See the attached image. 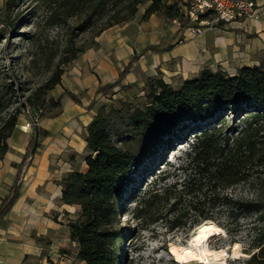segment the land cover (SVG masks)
Instances as JSON below:
<instances>
[{
    "label": "trees",
    "instance_id": "obj_1",
    "mask_svg": "<svg viewBox=\"0 0 264 264\" xmlns=\"http://www.w3.org/2000/svg\"><path fill=\"white\" fill-rule=\"evenodd\" d=\"M144 1L48 0L52 23L65 24L74 18L76 29L92 31L86 45L76 46L69 38L65 54L41 85L40 93L44 95L60 83L62 66L93 44L94 37L132 17ZM6 3L10 5L13 0ZM153 13L169 19L182 17L167 0H150L144 16ZM181 25L186 24L182 21ZM12 26V22L6 23L0 38L11 33ZM167 48L150 46L143 52ZM135 59L131 58L112 84L96 90L88 109L99 92L123 79ZM3 71L0 69V157L8 149L7 139L18 124L20 112L19 105L6 111L8 105L19 101L12 84L3 81ZM63 95L80 103L74 93L63 90L51 99V106L60 107ZM27 102L34 107L29 97ZM25 114L32 134L13 184L0 201V220L19 195L28 157L33 155L34 137L40 133L37 121L44 117H35L32 109ZM84 140L86 169H74L60 181L61 201L78 209L76 218L66 225L80 264H126V244L118 217L123 194L132 197V216L137 221L163 222L168 230L211 220L236 233L243 216L252 213L253 223L259 226L243 264H264V61L242 66L232 75L204 67L197 76L178 84L151 78L141 105L101 107L85 126ZM129 142L136 148L128 147ZM144 154L152 157L153 166L146 167L136 180L134 172H138ZM236 186L243 187L244 193H232Z\"/></svg>",
    "mask_w": 264,
    "mask_h": 264
},
{
    "label": "rangeland",
    "instance_id": "obj_2",
    "mask_svg": "<svg viewBox=\"0 0 264 264\" xmlns=\"http://www.w3.org/2000/svg\"><path fill=\"white\" fill-rule=\"evenodd\" d=\"M186 1L167 0V3L173 5L183 17ZM6 2L7 0H0V30L4 29L6 23L9 22H12L13 26L11 33L5 38L4 35L0 38V63H2L0 64V69L4 70L3 81L12 84L14 97L19 101L18 103L16 102L17 104L8 105L6 111H10L13 107L19 105L18 124H27L28 127L27 131H24L16 125L15 130L7 141L10 145L22 147L29 141L32 134V129L28 124L25 113L28 109H32L35 117L39 114H44V117L37 121L40 133L37 135V146H35L34 154L45 143L55 142L63 144L60 137L57 139L53 135L60 125L55 116L60 114L63 98L67 97V95H63L60 107L51 106V99H56L63 90L71 91L69 88L75 90L80 87L77 83L80 82L83 85V79L88 76L94 79L93 84L97 85V89L102 85L112 84L117 79L109 75V72H104L103 63H106L105 60L110 61V63H113L116 59L117 61H124L126 54H117L114 46L112 48L109 47L114 45L113 40L132 36L137 32L141 22L149 20V15L144 16V12L150 0L139 4L137 12L126 21L114 24L94 37L93 44L87 46L84 52L77 53V56L72 61L62 66L63 72L60 76V83L47 90L44 95L40 93L41 85L50 76L58 59L65 54V47L69 38L72 37L71 39L76 46L86 45L90 41L92 30L83 31L76 29L77 20L74 18H69L65 24L52 23L48 19V0H13L10 5ZM154 14L157 17L162 16L160 13ZM182 17L180 20L178 19V23L172 22V19L165 16H162V19L166 24H178L182 27ZM137 58L128 67L123 79L117 85L98 93L96 102L89 109L90 112L96 113L101 107L137 106L145 101L149 79L158 78L159 75L152 71L153 68H149V59L144 61L142 60L143 58L139 57V54ZM120 71L121 69L118 70V74ZM104 75L107 76L105 77ZM86 90L84 88L75 93L71 92L76 95L80 102H87L90 99V94ZM14 97L13 100H15ZM27 97L30 98V102L34 103V107L29 105ZM22 102L26 105L25 110L21 107ZM128 147L135 149L136 145L129 142ZM85 153L86 149L82 151L77 159L72 156L79 170L86 169V165L83 163ZM167 156L171 157V153H167ZM157 161L156 158L154 162ZM152 166V157L145 154L142 155L138 165V172H134L136 180L144 173L146 167ZM231 192L235 195H241L244 190L243 187L236 186ZM134 204L132 197H129L128 194H123L118 202L120 207L118 217L124 234V244H126L124 248L126 250V264H181L170 255L168 246L170 243L177 246L186 245L197 225L201 223L193 224L187 229L179 228L175 230H168L164 227L163 222L140 223L132 216ZM77 213L78 209L75 208L72 211L71 219L76 218ZM222 220H224L223 215L221 216ZM253 221L254 215L252 213L243 216V224L238 232L233 233L223 229L224 235L215 236L209 242L211 248H222L225 250V256L221 264H243L247 259L250 251L248 244L252 234L254 231H258L259 226L254 224ZM213 224L216 223L213 222ZM235 243L238 246V254L232 256L231 249ZM69 255L71 256V264H79L74 254L69 252ZM118 255L120 256L121 254L118 253ZM184 264L201 263L192 261Z\"/></svg>",
    "mask_w": 264,
    "mask_h": 264
},
{
    "label": "crops",
    "instance_id": "obj_3",
    "mask_svg": "<svg viewBox=\"0 0 264 264\" xmlns=\"http://www.w3.org/2000/svg\"><path fill=\"white\" fill-rule=\"evenodd\" d=\"M255 3L254 18L205 29L195 36L188 35L178 24H166L163 15L150 14L132 36L113 40L114 45L109 48L114 46L115 52L126 54V58L113 63L104 59V72L116 79L118 70L132 56L137 60L138 54L144 61L149 59V68L170 84L193 78L204 67L232 75L242 66L259 65L264 61V0ZM150 46L168 48L143 52ZM93 81L88 76L83 85L77 83L80 87L69 88L74 93L86 88L90 94L87 102L63 98L61 112L55 116L60 125L53 135L60 137L63 144L45 143L29 161L19 195L0 220V264H71L69 252L75 255L76 247L66 223L76 207L61 201L60 181L68 172L78 169L72 156L77 159L85 149V126L95 114L87 108L97 90ZM27 144L20 147L8 143L7 151L0 157V201L13 184Z\"/></svg>",
    "mask_w": 264,
    "mask_h": 264
},
{
    "label": "built area",
    "instance_id": "obj_4",
    "mask_svg": "<svg viewBox=\"0 0 264 264\" xmlns=\"http://www.w3.org/2000/svg\"><path fill=\"white\" fill-rule=\"evenodd\" d=\"M256 10L255 0H187L183 15L186 25L183 30L188 35L195 36L205 29L254 18ZM178 21L176 18L172 19L174 23Z\"/></svg>",
    "mask_w": 264,
    "mask_h": 264
},
{
    "label": "bare ground",
    "instance_id": "obj_5",
    "mask_svg": "<svg viewBox=\"0 0 264 264\" xmlns=\"http://www.w3.org/2000/svg\"><path fill=\"white\" fill-rule=\"evenodd\" d=\"M19 129L27 131V124H17ZM202 229L204 231H202ZM224 230L220 226L213 224L211 221H204L197 225L186 245L177 246L170 243L168 252L175 261L184 264L197 261L201 264H221L225 256L224 249H213L209 242L219 235H224ZM237 244L232 247L231 255L238 254Z\"/></svg>",
    "mask_w": 264,
    "mask_h": 264
},
{
    "label": "water",
    "instance_id": "obj_6",
    "mask_svg": "<svg viewBox=\"0 0 264 264\" xmlns=\"http://www.w3.org/2000/svg\"><path fill=\"white\" fill-rule=\"evenodd\" d=\"M21 107L23 108V110L26 109V105L25 103H21ZM36 143H37V134L35 135L34 137V141H33V144L31 146V149H30V154H32L34 152V149H35V146H36ZM205 221H211V220H205ZM204 222V221H203ZM212 222V221H211Z\"/></svg>",
    "mask_w": 264,
    "mask_h": 264
},
{
    "label": "snow or ice",
    "instance_id": "obj_7",
    "mask_svg": "<svg viewBox=\"0 0 264 264\" xmlns=\"http://www.w3.org/2000/svg\"><path fill=\"white\" fill-rule=\"evenodd\" d=\"M202 231H204V230L202 229Z\"/></svg>",
    "mask_w": 264,
    "mask_h": 264
}]
</instances>
